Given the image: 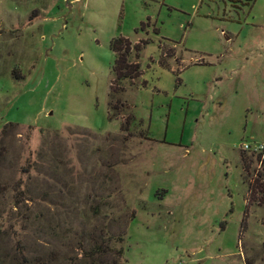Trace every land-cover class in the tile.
<instances>
[{
  "label": "rangeland",
  "instance_id": "374dc122",
  "mask_svg": "<svg viewBox=\"0 0 264 264\" xmlns=\"http://www.w3.org/2000/svg\"><path fill=\"white\" fill-rule=\"evenodd\" d=\"M257 153L264 0H0V264H264Z\"/></svg>",
  "mask_w": 264,
  "mask_h": 264
},
{
  "label": "trees",
  "instance_id": "16d2710c",
  "mask_svg": "<svg viewBox=\"0 0 264 264\" xmlns=\"http://www.w3.org/2000/svg\"><path fill=\"white\" fill-rule=\"evenodd\" d=\"M254 0H252L253 2ZM147 23L141 24L140 28L147 26ZM154 34H157L158 31L155 27L152 29ZM143 44H135L132 45L127 40V38L116 37L113 38L109 42V49L114 55V61L112 65V74H113V82L115 85L124 82V81H132L140 76L139 66L136 61L131 60V53H134V59L138 58V53L140 49H142ZM162 62L160 61L159 64ZM115 87V86H114ZM117 88H112L109 94L110 104L112 109L116 108V105L122 106L123 104L116 98H114V94H116ZM4 129H2L3 131ZM255 162L259 164V168L256 171L255 179L253 182H249L247 186V195L244 205V216L245 210H247L249 205L253 203L264 204V155L261 153H257L254 155ZM240 159L243 164V171L247 173L249 169V160L246 159V156L241 153ZM244 220L242 218L240 226L243 224Z\"/></svg>",
  "mask_w": 264,
  "mask_h": 264
},
{
  "label": "built area",
  "instance_id": "2783aa9c",
  "mask_svg": "<svg viewBox=\"0 0 264 264\" xmlns=\"http://www.w3.org/2000/svg\"><path fill=\"white\" fill-rule=\"evenodd\" d=\"M260 148H261V147H260ZM244 149H248V146H247V145H245V146H244Z\"/></svg>",
  "mask_w": 264,
  "mask_h": 264
}]
</instances>
